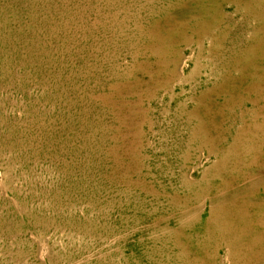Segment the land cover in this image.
<instances>
[{
    "label": "rangeland",
    "instance_id": "rangeland-1",
    "mask_svg": "<svg viewBox=\"0 0 264 264\" xmlns=\"http://www.w3.org/2000/svg\"><path fill=\"white\" fill-rule=\"evenodd\" d=\"M0 264H264V0H0Z\"/></svg>",
    "mask_w": 264,
    "mask_h": 264
}]
</instances>
